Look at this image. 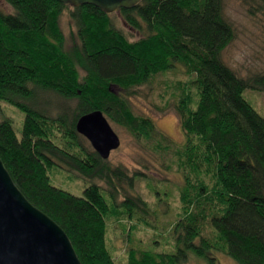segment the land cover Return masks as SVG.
<instances>
[{"label":"trees","instance_id":"1","mask_svg":"<svg viewBox=\"0 0 264 264\" xmlns=\"http://www.w3.org/2000/svg\"><path fill=\"white\" fill-rule=\"evenodd\" d=\"M4 1L11 12H0V101L21 110L24 119L18 137L11 119L0 118V159L24 197L62 228L80 263L115 264L105 245L107 220L147 226L145 217L153 212L120 187L123 182L131 189L142 172L129 175L85 148L76 120L99 110L149 141L153 122L134 114L125 96L177 62L192 78L172 93L185 135L175 155L184 178L180 213L171 225L175 249L130 247L127 264H183L190 258L214 264L217 251L236 264H264V117L242 95L246 89L264 93V74L242 77L223 62L221 53L233 40L223 0H141L119 9L131 29L145 25L134 41L92 5ZM258 2L264 11V0ZM65 9L75 27L68 46L58 25ZM52 166L91 183L75 196L50 183ZM95 180L104 182L110 202ZM204 225L210 237L202 234ZM133 229L128 225L127 233Z\"/></svg>","mask_w":264,"mask_h":264},{"label":"rangeland","instance_id":"2","mask_svg":"<svg viewBox=\"0 0 264 264\" xmlns=\"http://www.w3.org/2000/svg\"><path fill=\"white\" fill-rule=\"evenodd\" d=\"M259 5L261 3L258 0H223V14L232 27L233 40L222 51L221 58L242 77L264 74V11ZM0 12H11L10 6L4 0H0ZM108 15L111 25L120 30L129 41L140 38L146 32L143 22H139V29L127 26L118 10ZM58 25L68 46L72 42L71 35L75 27L66 9L59 16ZM191 78L192 76H187L185 68L175 62L168 71L156 74L148 83L130 89L126 94L132 112L153 122L155 135L149 141L136 137L127 129L107 120L120 140L119 147L110 152L107 161L111 166L123 167L129 175L136 171L143 174L133 181L131 189L126 183H120L122 193L125 190L141 197L153 212V215L149 213L145 217L149 224L147 226L113 216L107 220L105 245L115 264H127V250L130 247L156 253H171L175 249L171 225L180 213L178 187L184 183L175 155L184 144L185 135L179 125L177 96L173 97L172 93L174 90L178 93L176 88L179 83L185 85ZM112 89L125 95L118 86H112ZM189 91L194 95L192 85ZM242 95L264 117V93L246 89ZM37 105L44 111L49 110L40 100ZM3 117L11 119L12 127L19 137L24 113L15 106L0 101V118ZM80 142L85 148L92 150L85 138L82 137ZM48 177L53 186L75 196H82L84 187L91 183L57 166L50 168ZM93 182L103 189L101 190L103 196L110 202L104 192L106 188L104 182L101 180ZM121 200L122 195H118L116 201ZM130 224L134 225V229L127 233ZM202 234L211 236L208 225L203 226ZM211 256L214 258V264H236L222 252H214ZM183 264L209 263L202 259L190 258Z\"/></svg>","mask_w":264,"mask_h":264},{"label":"water","instance_id":"3","mask_svg":"<svg viewBox=\"0 0 264 264\" xmlns=\"http://www.w3.org/2000/svg\"><path fill=\"white\" fill-rule=\"evenodd\" d=\"M64 6L92 5L105 14L135 7L141 0H56ZM102 159L120 140L99 110L75 123ZM0 264H81L62 228L33 206L12 181L0 159Z\"/></svg>","mask_w":264,"mask_h":264}]
</instances>
